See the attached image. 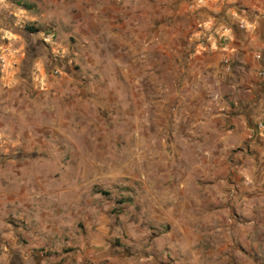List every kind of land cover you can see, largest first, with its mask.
<instances>
[{"label": "rangeland", "instance_id": "374dc122", "mask_svg": "<svg viewBox=\"0 0 264 264\" xmlns=\"http://www.w3.org/2000/svg\"><path fill=\"white\" fill-rule=\"evenodd\" d=\"M249 1L0 0L55 58L38 82L74 88L42 204L109 247L102 264H264V121L215 109L193 77Z\"/></svg>", "mask_w": 264, "mask_h": 264}, {"label": "crops", "instance_id": "0c3cea01", "mask_svg": "<svg viewBox=\"0 0 264 264\" xmlns=\"http://www.w3.org/2000/svg\"><path fill=\"white\" fill-rule=\"evenodd\" d=\"M232 10L234 17L223 31L227 44L211 40V48L194 60L199 69L193 77L199 86L211 83L215 109L228 112L232 106L237 117L258 123L264 121V0ZM21 11L9 19L0 17L5 61L0 69V264H102L111 256L109 247L89 242L84 233L76 241V223L67 231L66 213L43 208L40 184L46 180L39 171L55 165L56 155L63 152L56 108L60 96H69L74 88L38 82L35 70L56 61L39 35L26 30ZM140 18L135 14L131 27L139 42Z\"/></svg>", "mask_w": 264, "mask_h": 264}, {"label": "built area", "instance_id": "2783aa9c", "mask_svg": "<svg viewBox=\"0 0 264 264\" xmlns=\"http://www.w3.org/2000/svg\"><path fill=\"white\" fill-rule=\"evenodd\" d=\"M225 62L227 63L228 61L226 60ZM258 129L261 130V131H264V123L260 122L258 124Z\"/></svg>", "mask_w": 264, "mask_h": 264}]
</instances>
